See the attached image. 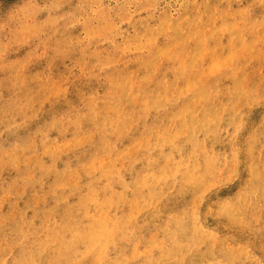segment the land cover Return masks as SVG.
<instances>
[{
    "label": "rangeland",
    "instance_id": "rangeland-1",
    "mask_svg": "<svg viewBox=\"0 0 264 264\" xmlns=\"http://www.w3.org/2000/svg\"><path fill=\"white\" fill-rule=\"evenodd\" d=\"M249 260L264 0H0V264Z\"/></svg>",
    "mask_w": 264,
    "mask_h": 264
},
{
    "label": "bare ground",
    "instance_id": "bare-ground-1",
    "mask_svg": "<svg viewBox=\"0 0 264 264\" xmlns=\"http://www.w3.org/2000/svg\"><path fill=\"white\" fill-rule=\"evenodd\" d=\"M220 209V208H219ZM221 211V210H220ZM224 217V216H223ZM249 262H250V260H249ZM250 264H251V262H250Z\"/></svg>",
    "mask_w": 264,
    "mask_h": 264
}]
</instances>
